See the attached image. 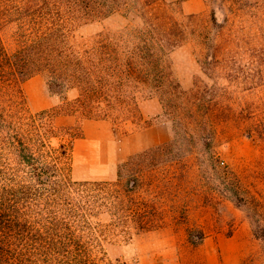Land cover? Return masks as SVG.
<instances>
[{
    "label": "trees",
    "instance_id": "16d2710c",
    "mask_svg": "<svg viewBox=\"0 0 264 264\" xmlns=\"http://www.w3.org/2000/svg\"><path fill=\"white\" fill-rule=\"evenodd\" d=\"M148 6V0H0V264H74L76 256L92 264L89 254L101 236L130 238L159 228L161 190L146 182L169 184L165 176L159 180L161 164L178 163L197 146L207 153L203 165L218 180L209 190L243 208L253 235L264 243V198L246 189L212 153V90L182 88L170 58L180 41L172 37L164 15L144 19ZM133 10L144 20L124 28L133 30L131 35L100 33L86 40L71 35L74 21ZM7 29L13 49L2 39ZM36 75L44 77L59 102L29 115L25 124L20 85ZM152 98L161 105L170 140L120 163L114 182L73 181L70 163H42L49 152L39 138L54 133L50 121L57 115L108 120L115 132L128 123L135 128L145 124L138 101ZM24 125L39 137L37 142L25 141ZM99 215L109 223L94 221ZM197 236L200 241L203 233Z\"/></svg>",
    "mask_w": 264,
    "mask_h": 264
},
{
    "label": "rangeland",
    "instance_id": "374dc122",
    "mask_svg": "<svg viewBox=\"0 0 264 264\" xmlns=\"http://www.w3.org/2000/svg\"><path fill=\"white\" fill-rule=\"evenodd\" d=\"M148 2L144 19L164 15L166 27H172V37L176 35L180 41L170 58L182 88L212 90L213 155L221 166L238 175L246 189L264 198V0H198L191 13L185 12L178 1ZM141 16L134 10L121 11L104 19L77 20L69 27L75 40L91 39L100 33L131 35L134 31L124 28L141 24ZM2 39L9 49L15 47L11 29L2 32ZM20 90L26 103L25 124L30 122L29 115L50 110L59 102L49 94L41 75L24 81ZM138 104L148 106L149 111L146 117L141 114L146 123L136 128L128 123L114 132L108 120L88 122L94 120L57 115L50 121L53 134L35 137L26 125L21 133L25 141L37 142L39 138L48 146V156L42 163L59 167L70 163L73 181L114 182L120 163L170 140L159 101L139 99ZM262 121V127H257ZM36 125L41 124L37 121ZM95 135L108 139L109 148L89 150L83 143ZM10 157L13 163L18 162L15 154ZM206 159L207 153L197 146L178 163L161 164L163 175L158 174L159 180L165 176L169 184L156 179L146 182L161 190L160 227L130 238L101 236L99 246L91 248V263L264 264V243L253 235L244 209L209 190L218 180L203 165ZM93 220L109 223L106 215ZM199 231L203 233L200 241ZM74 264H83V260L76 256Z\"/></svg>",
    "mask_w": 264,
    "mask_h": 264
},
{
    "label": "crops",
    "instance_id": "0c3cea01",
    "mask_svg": "<svg viewBox=\"0 0 264 264\" xmlns=\"http://www.w3.org/2000/svg\"><path fill=\"white\" fill-rule=\"evenodd\" d=\"M173 1H178L181 3L182 8L185 12L191 13L193 12V7L198 4V0H173ZM152 106L155 107V103L152 104ZM138 107L140 109V112L142 114V116L146 117L147 113L149 111L148 106L143 105L141 106L140 104H138ZM88 122H98V121H88ZM88 126V123L84 124V132H86V128ZM85 144V146L87 148H89V150L91 149L93 152L96 151H101L103 149H105L106 147L109 148L110 144L108 139L104 138L102 135H95L91 140H89L87 143H83ZM95 146H94V145ZM95 150V151H94ZM88 161L92 162V159H88ZM91 164V163H90Z\"/></svg>",
    "mask_w": 264,
    "mask_h": 264
},
{
    "label": "water",
    "instance_id": "95a60500",
    "mask_svg": "<svg viewBox=\"0 0 264 264\" xmlns=\"http://www.w3.org/2000/svg\"><path fill=\"white\" fill-rule=\"evenodd\" d=\"M42 180H43V181H46V180H47V176H43V177H42Z\"/></svg>",
    "mask_w": 264,
    "mask_h": 264
}]
</instances>
